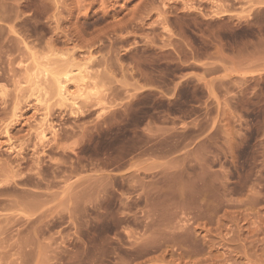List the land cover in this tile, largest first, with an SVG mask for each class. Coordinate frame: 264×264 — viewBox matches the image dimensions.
Returning <instances> with one entry per match:
<instances>
[{
    "label": "rangeland",
    "instance_id": "obj_1",
    "mask_svg": "<svg viewBox=\"0 0 264 264\" xmlns=\"http://www.w3.org/2000/svg\"><path fill=\"white\" fill-rule=\"evenodd\" d=\"M0 264H264V0H0Z\"/></svg>",
    "mask_w": 264,
    "mask_h": 264
},
{
    "label": "bare ground",
    "instance_id": "obj_2",
    "mask_svg": "<svg viewBox=\"0 0 264 264\" xmlns=\"http://www.w3.org/2000/svg\"><path fill=\"white\" fill-rule=\"evenodd\" d=\"M22 43H24V42H22ZM25 45H26V44H25ZM23 46H24V44H23ZM23 48H24V47H23ZM27 49H29V48H27ZM53 79H55V81H56V78H53ZM60 81H61V80L57 81L56 84H55V85H56L55 87H56V89H57V90H56V91H57L56 93H57V95L59 94V95L62 97L61 100L65 99V97H66V99H67V96H66V95H68V93H69V92H68V89H69V88L67 87L68 84L66 83L67 81L64 82V83H66V85H65L64 83L60 82ZM70 88H71V87H70ZM54 90H55V89H54ZM69 91H71V89H69ZM73 91H74V90H73ZM73 91H72L69 95H71V94L73 93ZM74 92H75V91H74ZM73 95H74V93H73ZM68 97H69V96H68ZM75 97H76V96H74V97L71 96V98H74V99H69V98H70V97H69V98H68L69 100H68V99H67V100H68L69 102L73 101V102L71 103V104H73V103H75V102H74V101H75ZM75 104H76V103H75ZM75 104H74V105H75ZM44 130H45V129H44ZM44 130H43V129H40L41 132L39 131V132H40V133H39V134H40V136H39L40 139L44 136V133H43V132H45ZM40 143H41V141H40ZM40 143H39V146H40ZM42 143H43V142H42ZM37 144H38V143H37Z\"/></svg>",
    "mask_w": 264,
    "mask_h": 264
}]
</instances>
